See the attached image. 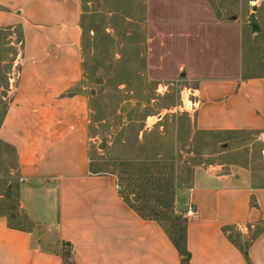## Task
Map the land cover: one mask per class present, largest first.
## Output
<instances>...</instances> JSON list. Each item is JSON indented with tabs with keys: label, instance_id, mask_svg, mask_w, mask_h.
Instances as JSON below:
<instances>
[{
	"label": "crops",
	"instance_id": "1",
	"mask_svg": "<svg viewBox=\"0 0 264 264\" xmlns=\"http://www.w3.org/2000/svg\"><path fill=\"white\" fill-rule=\"evenodd\" d=\"M151 9L153 56L193 83L197 130L263 134L264 74L245 75L239 21L224 22L208 0ZM82 17L81 0H0V31L18 30L22 45L0 140L16 154L27 219L56 243L35 244L33 230L0 214V264H66L59 246L72 264H182L163 225L137 213L115 176L92 170ZM221 169H199L176 194L190 264H264V187ZM38 199L53 219L40 218Z\"/></svg>",
	"mask_w": 264,
	"mask_h": 264
},
{
	"label": "rangeland",
	"instance_id": "2",
	"mask_svg": "<svg viewBox=\"0 0 264 264\" xmlns=\"http://www.w3.org/2000/svg\"><path fill=\"white\" fill-rule=\"evenodd\" d=\"M157 1L81 0V87L89 99L92 170L115 176L131 206L146 215L156 208L163 227L174 233L187 220L177 213L176 194L191 185L199 169L214 172L220 166L232 179L264 187V133L197 130L193 83L170 70L172 63L168 69L153 56L151 5ZM208 1L224 22L239 21L245 75L264 74V0ZM21 54L20 32L0 31V122L12 103ZM21 187L16 154L0 140V214L9 215L16 227L33 230L35 244L56 248L53 234L27 219ZM138 188L144 190L141 199ZM37 202L40 218L53 219L46 204ZM170 217L181 220L174 225ZM58 248L70 257L67 247Z\"/></svg>",
	"mask_w": 264,
	"mask_h": 264
},
{
	"label": "trees",
	"instance_id": "3",
	"mask_svg": "<svg viewBox=\"0 0 264 264\" xmlns=\"http://www.w3.org/2000/svg\"><path fill=\"white\" fill-rule=\"evenodd\" d=\"M134 191H135V193H137L138 199H141L140 197H144V190L143 189L138 188V189H134ZM136 210H137V213L144 219L157 221L159 223H161V221H162L163 214H161L160 211H158L156 208L152 209L150 215H146L140 209H136ZM160 215H162V216H160ZM169 220L171 223H173L175 225V223L179 222L181 219L170 217ZM169 236H170L172 242L174 243L175 247L177 248V250L179 252V255H180L181 260H182V264H190V257L191 256H190V254L187 250V247H186V224L184 226L179 225L178 230L175 231L174 233H169ZM68 259H70L69 256H68ZM66 264H72V260H69L68 262H66Z\"/></svg>",
	"mask_w": 264,
	"mask_h": 264
},
{
	"label": "water",
	"instance_id": "4",
	"mask_svg": "<svg viewBox=\"0 0 264 264\" xmlns=\"http://www.w3.org/2000/svg\"><path fill=\"white\" fill-rule=\"evenodd\" d=\"M257 11V7L254 8V12ZM250 23H251V26H252V31L254 33H257L260 31V26H259V23L257 21V18H256V15L255 14H252L250 16Z\"/></svg>",
	"mask_w": 264,
	"mask_h": 264
},
{
	"label": "built area",
	"instance_id": "5",
	"mask_svg": "<svg viewBox=\"0 0 264 264\" xmlns=\"http://www.w3.org/2000/svg\"><path fill=\"white\" fill-rule=\"evenodd\" d=\"M117 190L119 191H122V188L120 186H117ZM187 216L190 218V217H195L196 216V212L192 209H190L188 212H187Z\"/></svg>",
	"mask_w": 264,
	"mask_h": 264
}]
</instances>
